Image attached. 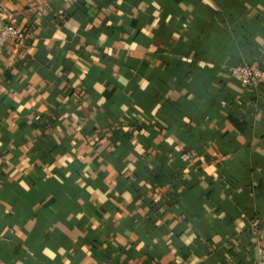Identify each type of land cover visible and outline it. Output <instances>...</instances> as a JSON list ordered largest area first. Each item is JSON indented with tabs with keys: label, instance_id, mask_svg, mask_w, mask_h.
I'll use <instances>...</instances> for the list:
<instances>
[{
	"label": "crops",
	"instance_id": "1",
	"mask_svg": "<svg viewBox=\"0 0 264 264\" xmlns=\"http://www.w3.org/2000/svg\"><path fill=\"white\" fill-rule=\"evenodd\" d=\"M0 3V264H253L264 0Z\"/></svg>",
	"mask_w": 264,
	"mask_h": 264
},
{
	"label": "built area",
	"instance_id": "2",
	"mask_svg": "<svg viewBox=\"0 0 264 264\" xmlns=\"http://www.w3.org/2000/svg\"><path fill=\"white\" fill-rule=\"evenodd\" d=\"M10 14L4 10L0 3V50L2 46L8 41H20L23 37V30L16 28L11 21H9ZM228 73L236 78L243 85H251L255 82L264 83V68L257 64L251 65L245 62H234L229 66ZM185 158L192 154L190 151L183 150L180 152ZM264 229V223L261 225ZM256 257L253 264H264V246L256 245Z\"/></svg>",
	"mask_w": 264,
	"mask_h": 264
},
{
	"label": "trees",
	"instance_id": "3",
	"mask_svg": "<svg viewBox=\"0 0 264 264\" xmlns=\"http://www.w3.org/2000/svg\"><path fill=\"white\" fill-rule=\"evenodd\" d=\"M234 62H238V61L235 60Z\"/></svg>",
	"mask_w": 264,
	"mask_h": 264
}]
</instances>
